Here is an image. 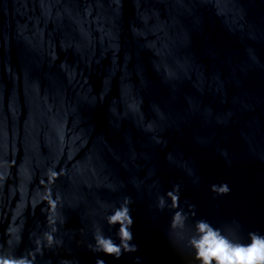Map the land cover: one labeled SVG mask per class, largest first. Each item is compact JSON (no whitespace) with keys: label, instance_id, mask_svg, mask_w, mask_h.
Masks as SVG:
<instances>
[{"label":"clouds","instance_id":"obj_1","mask_svg":"<svg viewBox=\"0 0 264 264\" xmlns=\"http://www.w3.org/2000/svg\"><path fill=\"white\" fill-rule=\"evenodd\" d=\"M148 3L149 0H128L133 21H139V25L135 22L128 24L130 36L146 39L141 26H150L154 19L162 20L165 25L178 27L182 32V57L187 65L204 68L191 50L192 32L203 28V18L199 12L201 8L210 7L216 17H225L217 0H156L155 7L148 6ZM124 6L125 0H17L15 15L11 19L6 18L0 25V223L7 221L0 238V264H79L71 249L81 244L93 253H104L117 259L122 253L136 251V246L130 243L133 221L128 197L105 217L109 226L119 225L116 233L118 243L111 236L104 235L95 222L91 225V242L79 238L84 235L83 228L77 232L65 227L67 212L83 210L91 217L97 214L98 209L105 207L99 198L90 201L89 194L100 188L117 190V184L109 179L107 172L101 176V171L94 165L85 168L81 161L75 159V153L87 143L82 135L78 104L95 105L97 99L102 102L110 90L112 76L118 70L120 44L115 24ZM0 7L7 17V3ZM105 9H111L113 15H104ZM165 10L168 13L166 17ZM230 13L233 23L227 30L239 31L249 39H255L256 33L246 19L247 13L234 0H231ZM97 49L99 58H96ZM69 51L86 66H91L94 58L99 63L100 59L111 54L112 67L98 96L91 94V88L83 87L87 83L86 78L80 83L82 71L78 72L76 66L68 64L66 59H60V52ZM246 55L244 65L238 66L239 73L234 68L231 76L239 87H242V75L248 68H264L252 48L246 49ZM130 59L127 53L126 61L119 67L122 87L136 91L133 102L125 105L127 113L111 104L109 111L112 118L109 123L113 127L119 129L121 119L127 114L153 144L167 145L165 132H180L194 120H198L202 127H229L243 121L240 137L244 150L239 156L251 155L264 161V150L260 148L264 144V125L245 119L256 108L246 91L229 101L226 81L215 73L211 79H206L207 88H197L199 96H193L181 90L180 74L166 68L161 84L168 95L151 102L149 107L153 115L146 118L141 89L147 84L139 67L136 69L139 86L130 81L127 71ZM53 67L64 74L65 83H61L54 72L45 70L41 73L42 69ZM153 70L158 71L155 65ZM201 75L207 77L206 71H202ZM42 76L46 83H42ZM184 78L192 79L193 76L187 73ZM74 82L80 87L76 89L75 98L70 99L68 87H74ZM208 91L214 99H219L220 105L230 106L223 110L214 109L212 103H206L203 98ZM36 101H39L38 110ZM70 118H75L72 127L68 126ZM10 124L20 128L18 145L23 156L16 168L17 176L25 182L21 196L27 194L26 207L31 209V217L37 208L43 215V221H35L34 225L29 224L23 212L17 211L19 204L11 208L3 199L4 187L12 176L11 169L15 164L14 159H9ZM89 129L92 132L93 129ZM97 137L104 143L108 142L102 133ZM194 138L205 146L212 142V136L196 134ZM16 151L17 141L14 137L13 157ZM217 151L228 167L239 157L225 147H218ZM167 158L172 160V154L169 153ZM187 171L193 175L192 169ZM209 191L215 196H227L231 187L227 181H221L209 185ZM178 192V187H174L166 193L171 201L170 207L176 209L170 228L177 237L185 229L188 219V215L179 210ZM13 194L14 190L10 189L9 199ZM158 206H165L163 196L158 197ZM188 243L194 249V258L199 264H264V235L254 232L249 233V243H234L220 228L200 220L196 222L195 235L189 238ZM95 264L105 262L97 258Z\"/></svg>","mask_w":264,"mask_h":264},{"label":"water","instance_id":"obj_2","mask_svg":"<svg viewBox=\"0 0 264 264\" xmlns=\"http://www.w3.org/2000/svg\"><path fill=\"white\" fill-rule=\"evenodd\" d=\"M7 3V17L0 7V25L6 18L15 15L14 5L17 0H0V5ZM220 10L225 17L218 18L210 8H201L199 12L203 18L202 30L192 32L191 50L197 55L204 68L188 66L183 60L182 48L183 34L178 27L165 25L162 20L154 19L150 26H141L146 39L133 38L129 34L128 24L133 21L128 0H125L124 11L117 17L115 30L119 35L120 53L117 59V71L112 76L110 90L101 102L97 99L95 105L79 103L78 112L81 121V130L87 141L84 147L75 153V159L82 162L85 168L94 165L101 176L107 172L109 179L117 184L116 191L100 188L89 194V200L99 198L105 207L98 209L95 216L89 217L83 210L69 211L65 227L72 231L84 229L83 240L91 242V225L95 222L104 235L111 236L119 242L116 236L119 225L109 226L105 217L110 214L113 207H118L125 197L130 200L129 213L133 221L130 231L131 244L136 246V251L122 253L117 259L104 253H93L83 244L73 246L71 254L76 256L79 264H95L97 258L105 264H199L194 258V249L188 240L195 235L197 221H207L218 227L234 243H249V233L254 232L264 235V161L255 156H239L243 152V142L240 137V128L243 121L229 127L212 126L202 127L198 120L192 121L180 132L169 130L164 133L168 139L167 145L153 144L148 135L139 129L133 118L126 114L121 119L120 128L113 127L109 120V108H114L127 113L126 104L133 102L136 89L122 87V72L119 67L126 61L127 53L131 56L127 64L130 81L139 86L136 75L137 67L141 68L147 87L141 89L144 97L143 110L146 118L152 117L149 105L151 102L166 98L167 89L161 84L164 79V70L172 69L181 76L180 87L184 93L199 96L197 88H207L206 79H211L213 74L219 73L226 81L228 100L239 97L246 91L252 103L256 105L255 112L247 114L245 119H252L264 125V68L252 66L242 75V87L237 86L231 79L233 69L239 73V67L247 60L246 49L252 48L264 64V0H234L235 4L242 7L247 13L246 19L256 33L255 39L236 32H229L227 27L233 23L230 8L231 0H217ZM148 6L155 7L156 0H149ZM104 15L112 16L111 9H105ZM168 15L167 10L164 16ZM60 59L67 60L70 65H75L78 72L82 71L80 83L85 89L91 88V94L99 95L104 88V79L112 67L111 54L86 66L78 56L60 52ZM100 52L97 49L96 58ZM15 62V55L13 56ZM59 60L57 61V64ZM155 65L158 71L153 70ZM56 73L59 81L65 83L64 74L58 68L42 69ZM206 71L207 77L201 75ZM191 73L192 79H185ZM42 83H46L42 76ZM74 87H68L69 98H75L76 89L80 84L74 82ZM205 102H211L214 109L223 110L230 104H219V99H214L210 91L204 95ZM180 105H177L179 107ZM39 108V101H36ZM71 105H69V109ZM75 118L69 119V127L73 126ZM91 127L93 130L89 129ZM103 134L107 143L100 140L97 135ZM212 136V142L207 146L197 143L195 135ZM15 137L17 151L12 154V143ZM20 128L9 125L8 146L9 159H14L15 164L11 169L12 176L4 187V203L17 211L23 212L29 219V224L43 221V215L37 208L31 217V209L26 207L27 194L22 197L25 182L17 176L16 165L20 163L23 152L19 150ZM225 147L230 153L239 156L228 167L220 157L217 148ZM264 150V144L260 145ZM115 153V156H114ZM171 153L173 159L169 160ZM118 157V158H116ZM134 157V158H133ZM192 169L189 175L187 169ZM198 177V179H196ZM227 181L231 192L227 196H215L209 191V185ZM19 185V187H17ZM178 187L179 210L188 215L185 229L177 235L170 228L174 211L170 207L171 201L166 193ZM10 189L14 194L9 199ZM165 198V206H158V197ZM0 223V238L6 226Z\"/></svg>","mask_w":264,"mask_h":264}]
</instances>
